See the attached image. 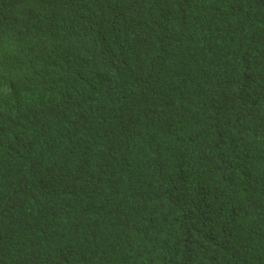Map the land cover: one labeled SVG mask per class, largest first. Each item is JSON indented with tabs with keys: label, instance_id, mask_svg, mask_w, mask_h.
I'll return each instance as SVG.
<instances>
[{
	"label": "trees",
	"instance_id": "trees-1",
	"mask_svg": "<svg viewBox=\"0 0 264 264\" xmlns=\"http://www.w3.org/2000/svg\"><path fill=\"white\" fill-rule=\"evenodd\" d=\"M0 264H264V0H0Z\"/></svg>",
	"mask_w": 264,
	"mask_h": 264
}]
</instances>
